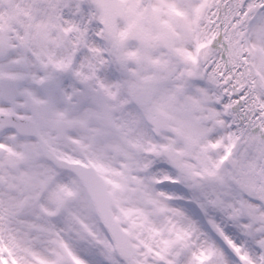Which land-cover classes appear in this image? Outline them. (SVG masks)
Masks as SVG:
<instances>
[{
  "label": "snow or ice",
  "instance_id": "obj_1",
  "mask_svg": "<svg viewBox=\"0 0 264 264\" xmlns=\"http://www.w3.org/2000/svg\"><path fill=\"white\" fill-rule=\"evenodd\" d=\"M0 264H264V0H0Z\"/></svg>",
  "mask_w": 264,
  "mask_h": 264
}]
</instances>
